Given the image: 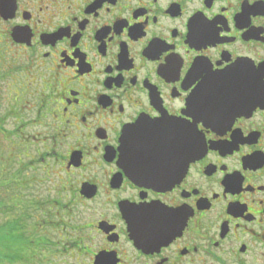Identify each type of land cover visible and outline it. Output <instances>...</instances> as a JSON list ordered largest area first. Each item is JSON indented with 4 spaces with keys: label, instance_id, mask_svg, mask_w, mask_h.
<instances>
[{
    "label": "flooded vegetation",
    "instance_id": "flooded-vegetation-1",
    "mask_svg": "<svg viewBox=\"0 0 264 264\" xmlns=\"http://www.w3.org/2000/svg\"><path fill=\"white\" fill-rule=\"evenodd\" d=\"M0 178L8 264H256L264 0H0Z\"/></svg>",
    "mask_w": 264,
    "mask_h": 264
},
{
    "label": "water",
    "instance_id": "water-1",
    "mask_svg": "<svg viewBox=\"0 0 264 264\" xmlns=\"http://www.w3.org/2000/svg\"><path fill=\"white\" fill-rule=\"evenodd\" d=\"M152 127L158 128V124H154ZM142 125L138 124L129 130H125L122 133L120 139L119 150L123 152L124 158L122 159L127 166L131 168L130 174L135 178H142L143 174L138 173V167H140L146 160H157L158 158L148 156L149 152H159L161 150L171 151L173 149L172 142L175 141L178 144V139H127L130 136L141 135ZM189 155L183 160L187 165L191 160L194 159V152L189 151ZM138 171V172H137Z\"/></svg>",
    "mask_w": 264,
    "mask_h": 264
},
{
    "label": "rangeland",
    "instance_id": "rangeland-1",
    "mask_svg": "<svg viewBox=\"0 0 264 264\" xmlns=\"http://www.w3.org/2000/svg\"><path fill=\"white\" fill-rule=\"evenodd\" d=\"M10 168H11V170H13L15 168V166L10 165ZM4 182H7V179L0 178V184H2ZM5 219H6L5 215L4 216L0 215V225H3ZM1 232H2V230L0 229V264H8L9 262H13V259H14V257L6 255V254H8L7 248L9 246L12 247V245H11V242L7 241V239L4 238L5 235H3ZM6 233H8V232H5V234ZM12 234H15V232ZM256 264H264V256H258Z\"/></svg>",
    "mask_w": 264,
    "mask_h": 264
}]
</instances>
